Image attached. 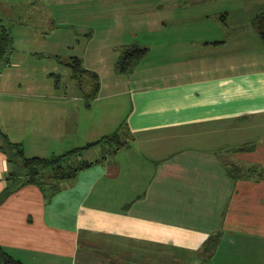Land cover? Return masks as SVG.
Wrapping results in <instances>:
<instances>
[{"label":"crops","instance_id":"1","mask_svg":"<svg viewBox=\"0 0 264 264\" xmlns=\"http://www.w3.org/2000/svg\"><path fill=\"white\" fill-rule=\"evenodd\" d=\"M224 1L0 0V14L17 7L55 14L42 26L51 30L47 39L53 29L75 26L64 14L83 5V28L106 22L122 29L126 18L154 36L148 44L116 39L117 60L127 47L147 49L128 74L115 71V59L103 68L94 55L90 62L86 52L66 57L59 47L13 55L11 37L0 64V131L25 157L81 148L128 109L124 145L114 154L101 160L106 146L83 152L85 163H96L49 201L26 185L0 203L1 252L20 264H264V148L242 150L264 140V46L251 26L264 0H233L228 9ZM72 57L99 79L97 96L85 105L93 127L82 128L76 117L87 91L67 99L9 80L25 72L27 59L67 67ZM109 99L116 104L101 103ZM259 150L262 161L250 166L255 161L247 158ZM13 169L0 151V193Z\"/></svg>","mask_w":264,"mask_h":264},{"label":"rangeland","instance_id":"2","mask_svg":"<svg viewBox=\"0 0 264 264\" xmlns=\"http://www.w3.org/2000/svg\"><path fill=\"white\" fill-rule=\"evenodd\" d=\"M224 6L226 9L232 7L234 5L233 0H225ZM84 6V5H83ZM82 6L81 11L77 10L78 13H65V16L70 17V21L74 22L75 26H69L68 28L63 29H53L51 34L52 37L47 39V33H50L51 30H45L42 28H49L46 20V17L49 15L55 14H46L43 12H36L29 10L26 7H17L11 13L3 12L0 14L1 24L3 26H9L11 23L12 31L10 35L12 37V53L13 55H21V56H32V54L37 51H44L50 47L55 48L59 47L60 51H65L66 57L68 55H83L85 52L87 53V60L90 62L88 58L89 55L96 56L98 63H100L103 68H107V66H111L114 59L117 60V56L115 57L112 53L114 50L113 44L116 43V39L120 41H128V43L132 41H139L142 44L150 43V40L154 39L153 33H149L150 30H138V27H134L133 23L129 20L126 22V18L122 22V29L119 28H108V24L106 22L92 23L91 28H83L84 23H81L82 20L88 15L87 12L83 11L84 8ZM94 11V10H93ZM96 11V10H95ZM98 11L106 12L107 9L104 4H99ZM56 16V15H55ZM76 21V23H75ZM130 23V24H129ZM5 26V27H6ZM8 28V27H7ZM167 33V30H164L162 36ZM134 34V35H131ZM90 37V39L88 38ZM133 43V42H132ZM10 53L7 54V58ZM29 58V57H28ZM33 58V57H32ZM42 65L44 69L47 67H54L55 72L52 73L53 70L47 68V71H41V67L37 70L31 71L33 69V65ZM25 72H20L21 74L9 75V80L13 81L18 80L23 86H36V87H49L53 96L62 95L69 97H73L74 95L79 96V91H88L89 86L85 80H82L80 83L76 79L71 78V71L68 67H64L59 65L54 60L51 59H40L39 62H36L34 59H27L25 61ZM59 76V77H57ZM103 79L105 82V86L111 82V77L109 74L105 73L103 75ZM57 87V88H56ZM58 89L59 93L54 90ZM125 100V97H122ZM52 99V98H51ZM109 102L115 101L113 99L102 100L101 103L107 104ZM91 103V102H90ZM81 106L80 114L76 115L77 120L79 121V125L82 123V128L86 125L89 127H93L97 123L94 115L90 114L85 108V101L81 97V101L79 102ZM128 106L126 105L125 110L120 114L121 116L117 119V121L109 126L110 128H104L101 134L96 135L93 139L97 140L102 135H109L116 131L122 120L124 118L125 113L127 112ZM114 119V120H115ZM116 146L115 144L113 147ZM256 146H261L264 148V140H259L254 143L246 142L244 148L246 151L251 150L252 152ZM102 151V147H98L95 149V152ZM243 154H248L246 152ZM241 152V151H239ZM244 152V151H243ZM263 155L259 151L254 152L253 156L248 157L247 160H253L254 163H251L250 166L254 165L257 162L262 161ZM74 165H78L79 163H84V160L81 157L77 160L75 159ZM242 164H249V162L243 161ZM258 165V164H256Z\"/></svg>","mask_w":264,"mask_h":264},{"label":"trees","instance_id":"3","mask_svg":"<svg viewBox=\"0 0 264 264\" xmlns=\"http://www.w3.org/2000/svg\"><path fill=\"white\" fill-rule=\"evenodd\" d=\"M251 26L257 34L260 42L264 46V9L260 11L251 21ZM11 48V36L7 29L0 27V64L6 62V56ZM147 49L136 45L127 47L120 54L115 63V71L118 74H128L146 55ZM67 67L71 71V78L78 80L80 83L85 80L89 86V90L84 92L86 99L85 105L89 107V102L97 96L99 90V79L93 72L86 71L82 68L81 60L72 57ZM113 133L103 136L96 141L90 142L85 146L60 155H52L49 157H31L24 156L21 144L13 143L0 131V151L7 156L8 161L13 165L14 169L7 177V186L0 193V203L9 195L26 185H35L42 192L45 200L49 201L55 196L63 182H71L76 179L78 172L93 163H79L74 165L75 159L81 157L82 153L97 147H107L109 151L102 155V159L114 154L121 146L124 145L120 140L121 127ZM116 145L113 147V145ZM244 150V149H242ZM240 150V151H242ZM239 151V150H238ZM101 160H98L101 161ZM235 167L227 169V174L234 179ZM239 171V170H237ZM2 264H20V262L7 256L0 250Z\"/></svg>","mask_w":264,"mask_h":264}]
</instances>
